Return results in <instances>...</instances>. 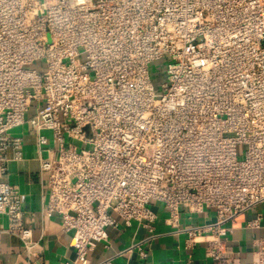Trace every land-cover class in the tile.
Listing matches in <instances>:
<instances>
[{"label": "built area", "instance_id": "obj_1", "mask_svg": "<svg viewBox=\"0 0 264 264\" xmlns=\"http://www.w3.org/2000/svg\"><path fill=\"white\" fill-rule=\"evenodd\" d=\"M25 126L47 213L73 233L66 264H113L88 255L119 222L153 240L152 202L172 227L181 207L214 213L181 230L213 264H264V212L249 219L264 209V0H0V218L30 256L4 180L26 162ZM245 216L241 263L230 238Z\"/></svg>", "mask_w": 264, "mask_h": 264}, {"label": "crops", "instance_id": "obj_2", "mask_svg": "<svg viewBox=\"0 0 264 264\" xmlns=\"http://www.w3.org/2000/svg\"><path fill=\"white\" fill-rule=\"evenodd\" d=\"M29 134L35 136L30 128ZM32 137L26 139V162L10 164L4 180L20 189L23 209L33 229L35 247L30 256L24 253L20 241L6 233L7 221L0 218V264H26L28 256L37 264H66L76 256L75 250L70 246L73 233L64 231L59 216L47 213V192L40 180L38 164L35 161L38 157V146L36 138ZM151 207L157 217L154 229L156 237L153 240H148L151 233L137 222H133L128 228L119 222L118 226L107 229L108 244H98L89 253V260L97 263L111 258L113 264H213L206 257L205 244L188 247V236L181 231L192 224L213 221V212L193 215L187 208L181 207L178 227H172L167 224L169 212L163 204L154 203ZM247 218L248 216L239 219L238 228L230 238L241 263L250 261L254 252L252 234L241 226ZM130 248L133 249L130 251ZM140 251L145 253L144 257Z\"/></svg>", "mask_w": 264, "mask_h": 264}, {"label": "rangeland", "instance_id": "obj_3", "mask_svg": "<svg viewBox=\"0 0 264 264\" xmlns=\"http://www.w3.org/2000/svg\"><path fill=\"white\" fill-rule=\"evenodd\" d=\"M15 134H20V135H24L25 137H26V139L28 138H31L32 136L29 134V127L28 126H25L24 128H20V129H18V130H15V132H14ZM50 139H51V135H50V133H47L46 134ZM34 138H35V136H33ZM32 137V138H33ZM151 205H154V202H152V204ZM259 212H264V209L263 208H258L257 210H255L254 212H253V214L249 217V219L250 218H252V217H255L256 216V214L257 213H259ZM249 260H251V259H249Z\"/></svg>", "mask_w": 264, "mask_h": 264}]
</instances>
